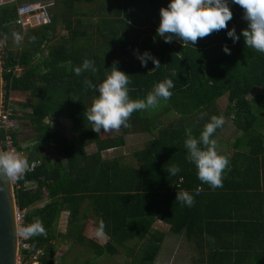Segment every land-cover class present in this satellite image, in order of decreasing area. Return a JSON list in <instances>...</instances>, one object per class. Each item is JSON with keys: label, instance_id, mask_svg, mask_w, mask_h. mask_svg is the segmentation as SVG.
Returning a JSON list of instances; mask_svg holds the SVG:
<instances>
[{"label": "trees", "instance_id": "1", "mask_svg": "<svg viewBox=\"0 0 264 264\" xmlns=\"http://www.w3.org/2000/svg\"><path fill=\"white\" fill-rule=\"evenodd\" d=\"M19 1L0 3V41L7 43L2 50L3 103L16 92L31 98L12 103L18 128L11 137L30 163L41 164L14 180V191L17 207L26 211L25 225L39 220L46 233L32 237L21 263L58 264L59 242L69 239L96 257L117 255L123 247L132 257L129 264H154L166 236L155 228L161 221L190 245L199 264H264V234L254 250L245 246L247 234H237L241 227L264 228L251 213L264 214V54L246 47L240 36L247 27L243 9L229 0L233 15L228 28H235L238 41L222 29L198 38L194 46L156 36L159 10L168 0H55L49 21L27 29L16 22ZM16 33L22 39L14 50ZM225 44L231 54L223 52ZM137 50L150 52L160 66L152 69L149 60L142 67ZM86 58L95 61L98 73L76 76L72 67ZM17 63L24 66L19 77L7 72ZM114 63L130 75L133 99L144 98L166 76L172 78L173 69L177 78L168 101L150 112H133L128 127L103 137L86 119L95 93L83 80H102ZM224 96L223 110L219 101ZM213 115L225 119L213 139L229 121L237 134L223 186L215 190L197 178L184 146L185 129L191 127L198 137ZM63 118L71 120L79 139L63 135ZM142 133L151 135L142 149L105 156L125 147L128 135ZM0 139L5 149L3 130ZM173 164L181 171L168 176L166 168ZM198 187L202 190L191 207L175 201L177 192L195 193ZM45 198L44 206L34 207ZM260 200L261 205L252 206ZM64 212L69 217L66 234L59 231ZM89 221L96 227L103 221L104 244L84 233Z\"/></svg>", "mask_w": 264, "mask_h": 264}, {"label": "clouds", "instance_id": "2", "mask_svg": "<svg viewBox=\"0 0 264 264\" xmlns=\"http://www.w3.org/2000/svg\"><path fill=\"white\" fill-rule=\"evenodd\" d=\"M231 4L239 5L243 9V19L247 21V27L240 33L245 46L256 53L264 54V0H231ZM159 15L160 22L156 29V36L162 38L165 43H171L173 39H176L183 45L195 46L198 38H204L222 29L227 30L226 35L234 43L240 38L234 27L228 28L227 22L233 15L229 0H168L167 6L160 8ZM14 36L17 41L22 39L18 33ZM222 50L225 54H231L226 44L222 46ZM135 54L142 67H145L149 60L154 65L152 69L158 68L161 64L148 51L140 53L137 50ZM113 65L112 70L106 72L102 80L96 83L87 77L83 80L85 87L95 93L85 113L91 129L98 135L128 127V121L133 112L156 110L161 102L168 101L173 95L171 91L174 87L173 78H177V71L173 69L170 72L172 78L166 76L156 83L144 98L133 99L129 95L132 84L130 75L115 63ZM71 70L76 76H81L85 72L95 76L99 68L93 59L86 58L79 66H74ZM224 124L223 115H213L204 124L198 137L193 135L191 127L185 129L186 159L195 165L196 175L201 183L208 184L213 190L223 186V174L229 167L228 156L217 150V142L212 138L216 130ZM31 170L32 165L29 160L18 152L0 150V179L21 180ZM166 170L168 176H175L181 168L173 164ZM201 190L199 187L195 193L181 190L177 192L175 201L181 206L191 207L195 202L194 196L199 195ZM104 228L103 221H100L96 235L102 236ZM19 234L29 238L46 233L42 222L37 220L20 228Z\"/></svg>", "mask_w": 264, "mask_h": 264}, {"label": "rangeland", "instance_id": "3", "mask_svg": "<svg viewBox=\"0 0 264 264\" xmlns=\"http://www.w3.org/2000/svg\"><path fill=\"white\" fill-rule=\"evenodd\" d=\"M7 1H11V0H0V3H4ZM20 3L18 4V6L24 4V3H29L32 4L34 6V8L37 10L40 9H44L45 11H47L46 14H48L49 10H55L56 9V1L55 0H20ZM58 10V9H57ZM49 15V14H48ZM47 15V17H48ZM48 21H49V17H48ZM67 31L66 30H61L60 34L62 36L66 35ZM60 40L59 38L56 39V41ZM4 41V40H3ZM20 41H17L15 39V37H13L12 40V47L13 49H17ZM0 52H1V56H2V50L4 49V43L0 42ZM12 101L15 104L18 101H27V100H31V98L27 95V94H22V93H13L12 96ZM227 96H224L223 98L220 99L219 101V106L224 110L226 105H227ZM64 126L62 128V133L63 135L69 137V138H73L76 137L75 132L72 129V125H71V121L69 119L63 118L62 119ZM230 124V121L228 122V125ZM231 128H227L225 130V137L228 138V132L232 131L230 130ZM115 133H117V130H110L108 132H102V136L103 137H108L110 135H114ZM78 136V135H77ZM224 136V135H223ZM151 138V135H149L148 133H142V134H131L127 136V144L125 147L120 148V149H110L108 151H106L104 154L105 156L108 157H113L115 155L118 154H130L136 150L142 149L146 142ZM221 140H225L223 137H219V144ZM227 140V139H226ZM218 144V145H219ZM222 145V143H221ZM26 153V152H25ZM222 153V151H221ZM14 181V180H13ZM15 183V182H14ZM155 226L158 229L164 230L166 232V236L164 238V241L162 243V250L159 254V261L160 260H164L165 258H167L170 253H174L175 254V249L178 246L179 242L181 243V245L184 244V241L181 240V238L179 237H173L175 235H173L171 232H169V227L166 224H161V223H157L155 224ZM96 226H94V223L89 222L87 225V233L89 236H91L92 238L96 239L98 242L104 244L107 241V236L105 234H103L102 236H97L96 235ZM174 238V239H173ZM61 244H63L62 248H61ZM186 246H190V245H186ZM59 247L62 249L59 250L57 256L55 257L56 262L58 264H125L124 262H128V260H131L132 257H128L126 256V248L121 247L120 248V253L117 255H110V254H105L101 257H96L93 253V251L84 246V245H80L76 242H73L71 240H62L59 242ZM187 250H183L185 251L184 253H180V255H177L176 258L172 259L173 263L171 262L170 264H195V262H192L191 260L188 261V258L191 256H195L196 253L192 250V248L186 247ZM185 254V255H184ZM170 259V258H169ZM197 263V262H196ZM19 264V263H18ZM22 264V263H21Z\"/></svg>", "mask_w": 264, "mask_h": 264}, {"label": "built area", "instance_id": "4", "mask_svg": "<svg viewBox=\"0 0 264 264\" xmlns=\"http://www.w3.org/2000/svg\"><path fill=\"white\" fill-rule=\"evenodd\" d=\"M47 11L44 9L36 10L32 4L24 3L17 8V19L16 22L18 25L22 26L24 29L29 27H36L41 24L48 22ZM0 42L4 43V46L7 44L6 41L1 40ZM1 44V43H0ZM3 69V67H2ZM7 72L14 74L15 76L19 77L24 72V66L20 63H17L15 66L9 67ZM13 101L10 97L9 102L7 105H4L2 100V107L0 113V132L3 130L5 132V149L3 151H16L20 155L26 158L27 154L25 151H21L16 148L13 143V139L11 137V132L18 128V122L14 117L15 112L13 109ZM32 165L33 171L38 165L41 164L40 160H34L30 163ZM25 210H20L18 207L16 208V221H17V231H18V263L21 264L22 256L21 252L23 250H27L30 247V240L32 237L25 238L19 234V229L25 225ZM31 264H38L37 260H33Z\"/></svg>", "mask_w": 264, "mask_h": 264}, {"label": "crops", "instance_id": "5", "mask_svg": "<svg viewBox=\"0 0 264 264\" xmlns=\"http://www.w3.org/2000/svg\"><path fill=\"white\" fill-rule=\"evenodd\" d=\"M71 121V120H70ZM229 129V128H231L230 130H232V131H229L228 133V138L227 137H225V130L226 129ZM76 135V137L75 138H77V139H79L80 138V134H78V133H75ZM78 135V136H77ZM224 135V136H223ZM237 135L235 132H234V130H233V126L231 125V122H230V124L228 125V127L226 126V128L224 129V131L223 132H220L216 137H215V140H216V142H217V150L221 153V151H222V153L221 154H224V155H227L228 156V158H229V164H230V162H231V157H232V155L234 154V152H235V150H234V146H233V139H235L234 137ZM234 136V137H233ZM67 137V136H66ZM219 137H223L225 140H221L220 141V144H219ZM67 138H69V137H67ZM74 138V137H73ZM69 139H71V138H69ZM227 139V140H226ZM253 140L255 141V140H257V136H254V138H253ZM221 143H222V145H221ZM235 143V142H234ZM219 144V145H218ZM89 150H91V149H89ZM226 172H224V174H226L227 173V169L225 170ZM223 174V175H224ZM240 184V183H239ZM247 184V183H246ZM253 193V192H252ZM256 194H258V193H256ZM49 201V199L48 198H45V199H43L42 201H40V202H38V203H36L35 205H34V207H42V206H44L47 202ZM263 203V201L262 200H260V202H256L254 205L252 204V206H254L255 207V205L256 204H262ZM252 213V215L254 216V217H258L259 218V220L262 222V224H263V226H264V214H263V212H258V211H256V212H254V211H252L251 212ZM241 215H245V211H243L242 212V214ZM68 219H69V217H68V212H64L63 214H62V216H61V219H60V222H59V231L60 232H62V234H66L67 232H68ZM89 222H93L94 223V226H95V222L94 221H89ZM157 223H161V224H165V223H163V222H161V221H158ZM168 226V225H167ZM169 227V226H168ZM255 227V226H254ZM97 228V227H96ZM155 228L156 229H158L156 226H155ZM263 227H261V226H257V227H255V228H253V227H251V230H249L247 227L246 228H243V227H241V228H239L238 229V231H237V234L238 233H242V235L244 236L245 234H247L248 235V238L247 239H243L244 240V242L246 243V247L247 248H250V250H254V245H257L258 244V242L260 241V236L262 235V234H264V228L262 229ZM159 230H161V229H159ZM169 230V229H168ZM164 231V230H163ZM88 231H87V227H86V229H85V234L86 235H88V233H87ZM179 237V238H181V240H183L184 241V239L182 238V236H178V235H175V236H173V237ZM174 239V238H173ZM264 243V242H263ZM188 243H186L185 241H184V244L183 245H181V243L179 242V244H178V246L176 247V249H175V254L173 253H170V255L167 257V258H165L164 260H160L159 261V254H160V252H161V250H162V246H161V249H160V252H159V254H158V257H157V259H156V261L154 262V264H170L171 262L173 263V260L172 259H174V258H176V256L177 255H180V253H184L185 251H183V250H187L186 249V247L187 248H189L190 249V246H186ZM62 246H63V244H61V248H62ZM60 247H59V250L61 249ZM63 249V248H62ZM61 249V250H62ZM191 250V249H190ZM192 251V250H191ZM185 255V254H184ZM170 258V259H169ZM192 261V262H195V264H199L200 262V260L198 259V256L197 255H193V256H191V257H189L188 258V261ZM131 261L130 260H128V262L126 261V262H124L125 264H129ZM197 262V263H196ZM246 264H249V261H247L246 262ZM253 264V263H252Z\"/></svg>", "mask_w": 264, "mask_h": 264}, {"label": "water", "instance_id": "6", "mask_svg": "<svg viewBox=\"0 0 264 264\" xmlns=\"http://www.w3.org/2000/svg\"><path fill=\"white\" fill-rule=\"evenodd\" d=\"M0 52V113L3 100V69ZM0 150H3L0 139ZM14 181L0 179V264H18V231Z\"/></svg>", "mask_w": 264, "mask_h": 264}]
</instances>
